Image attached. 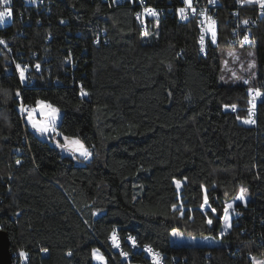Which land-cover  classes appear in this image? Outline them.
Returning a JSON list of instances; mask_svg holds the SVG:
<instances>
[{"label":"trees","instance_id":"16d2710c","mask_svg":"<svg viewBox=\"0 0 264 264\" xmlns=\"http://www.w3.org/2000/svg\"><path fill=\"white\" fill-rule=\"evenodd\" d=\"M145 1L165 15L143 24L138 0L116 7L51 0L49 12L16 3L14 22L3 31L23 66L42 65L41 73L27 70L35 83L22 85L0 54V228L13 253H29V264H93L97 247L111 264L114 228L159 249L166 264H250V255L264 257V96L255 124H245L250 86L221 81L220 48L233 45L238 2L215 0L217 39L204 55L197 18L175 13L181 0ZM240 15L256 22L253 86L264 92V15L259 19L251 6ZM145 29L153 35L142 37ZM17 90L25 105L40 99L61 108L59 131L79 136L93 158L78 165L41 139L19 109ZM232 104L237 113L225 109ZM176 180L184 183L181 191ZM241 187L249 202L239 203L238 220L221 236L223 208ZM174 230L219 242H178Z\"/></svg>","mask_w":264,"mask_h":264},{"label":"snow or ice","instance_id":"6c2138e0","mask_svg":"<svg viewBox=\"0 0 264 264\" xmlns=\"http://www.w3.org/2000/svg\"><path fill=\"white\" fill-rule=\"evenodd\" d=\"M210 2H214V0H210ZM237 2L246 3V4H258L260 9L262 10V14H264V0H237ZM10 3H11V0H0V5L4 6V10H0V23H3L6 18L12 16V9L10 7ZM140 3L143 4V0H140ZM182 3L184 4V7H180L175 10L179 14L181 19H187L189 16V11L191 12V14H195L197 12V9L193 6V0H182ZM143 12L147 14V16H150V17L158 18L159 16V12L155 8L145 7L143 9ZM199 14L200 16L204 17V20L201 21V23L202 25H205L202 27L201 35L199 37L200 50L203 52L206 35L210 34V39L213 44L216 42V39H217L216 21L207 15L206 10L201 11ZM136 15H137V19H140L141 14L137 13ZM63 22L64 21H61V23ZM243 23L248 24V21L245 20L243 21ZM151 35H153V33L149 32L147 29L141 32V36L144 38H147ZM244 42H248L247 35L244 36L242 46ZM0 43H4V41L0 39ZM249 55H252V53H249ZM250 67H254V62L252 65H250ZM35 68L39 69L40 65L39 64L35 65ZM16 71L19 74V79L21 83L26 84L29 79L28 76L26 75L27 66H21L20 64H17ZM237 79H239V77H237ZM244 83L250 84V81L245 80ZM247 94L251 97V99L249 100V107L247 109L249 118L245 119L243 122L246 124H254L255 120L252 119V117L255 114L257 98L264 96V92L261 91V88L248 87ZM15 95L18 98H20L21 97L20 91L17 90ZM88 95L89 93L84 90L83 86H81V90H80L81 98H85ZM35 104H36L35 107L26 106L23 103V99L21 98L19 107H20L21 112L26 114V119L31 124L32 128L35 129L36 132H38L41 135H47L51 137L54 140L57 147L61 148L62 150L66 152H69L73 158L78 159L81 162L89 161L91 158H93L94 152L85 146L83 140L79 136L69 137L59 131V126H60L59 122L63 120V112L61 108L57 107L56 105L52 103L47 102L46 100H40V99L36 100ZM224 107L225 109L231 108L233 112L237 110L236 104L224 105ZM37 112L39 113V116L41 117V119L39 120L36 119ZM237 119L239 120L240 117L237 116ZM56 137H61L63 142L61 143V140L56 139ZM175 184H176V187L179 188L181 186V181L176 180ZM247 191L248 190L246 188L241 187L239 190V195L235 199L239 201H244ZM234 203L235 201H233L232 203H226L223 208V212H224L223 221H224L226 228L231 227L230 213L235 211ZM207 205H208V195H207V192L205 191L204 203L201 204L200 207L203 209ZM173 208H177V206L173 205ZM177 210L181 211V213L183 214L184 210L182 207ZM99 212L100 210H97L93 212L92 215L97 216L99 215ZM211 212L215 213L216 209L211 208ZM207 224L212 225L213 220L208 219ZM172 235L179 236L180 233L174 230L172 232ZM222 235L223 233H221V236ZM126 239L128 241H131L133 247L136 246V240L134 237L129 235ZM109 240L111 241L112 247L116 249H119L121 247L120 237L118 235L117 229L115 228L112 229L111 234L109 235ZM145 250L151 253L153 264H161L162 257L159 252L154 251V249L150 245H145ZM43 251H47V249H44ZM68 255L70 256L72 255V253L69 252ZM119 255H121L122 257H127L129 253L121 250ZM91 257L93 260L100 262V264H107V258L100 252L98 248L92 249ZM17 258H18L19 264H28L29 253L25 251L24 249H19L17 251ZM253 264H264V260L254 261Z\"/></svg>","mask_w":264,"mask_h":264},{"label":"built area","instance_id":"2783aa9c","mask_svg":"<svg viewBox=\"0 0 264 264\" xmlns=\"http://www.w3.org/2000/svg\"><path fill=\"white\" fill-rule=\"evenodd\" d=\"M104 1H107L112 7H116L117 5L123 3L125 0H104ZM130 1L133 2V0H130ZM16 3H18V4L22 3L26 7H30V8H33V9H41L43 11L49 12V7L51 5V0H11L10 7L12 9V16L6 18L3 23H0V39H2L4 41V43H0V54H3V53L7 54L6 62L15 71H16V65L17 64H20L21 66H23V65L20 62V60H18L15 57V55L13 53V46L10 44V41L7 38L8 36H6L3 33V31L6 28H8V26L10 24H12L14 22V17H15L14 7H15ZM138 4L140 6L138 8V12L137 13L141 14L140 20L143 22V24H145V20L147 18H154V17L147 16V14H145L143 12V9L145 7H151V8L157 9V11L159 12V16L158 17H161V16L165 15V11L164 10L160 9L159 7H157L155 5L146 4L145 0H143V4H141L140 0H138ZM193 6L197 9V12L195 14H191V12L189 11V16H188L187 19L197 18L198 26H199V37L201 35L202 27L205 26V25H202V23H201V21L204 20V17L200 16V14H199L201 11H205L206 10L207 15L210 16L212 19H214L216 21V32H217L219 23H218V19H217L216 15L213 12V9L215 8V0H214V2H210V0H207V1H204V0H193ZM245 6H251L252 8H255L259 19H261L262 16L264 15V14H262V10L260 9L258 4H251L250 5V4H246V3H238V6L232 11V17H233L234 22H235V27L233 28L232 34L230 36V43L233 44V45L237 44V45L242 46V42H243L244 36L247 35L248 36V42H244L243 43L244 47L249 46V45H251L253 43L254 39L252 37V28L256 25L255 19L253 17H251V16L242 17L240 15V10L243 7H245ZM180 7H184V4L181 3L180 5H178L177 8H180ZM0 10H4V6L3 5H0ZM175 13L180 18L179 14L176 11H175ZM187 19H181V20H187ZM245 20L248 21V24H244L243 23V21H245ZM18 32L21 33V34L25 33L24 29H21V30L19 29ZM101 36H105V32H102V33L99 34V36H97L96 41H98V43L102 39ZM49 39H51V36H49L47 40H49ZM104 40H105V42H108L109 38L106 37V38H104ZM198 42H199V39H198ZM210 43H211V39H210V34H209V35H206V37H205L204 51L202 52L200 50L201 54L205 55V54L208 53V51L210 49ZM199 48H200V44H199ZM19 54H22V53L19 52ZM68 63H71L72 65H75V62H74L73 59L68 60ZM37 64L40 65L39 69L35 68V65H37ZM30 68H33V70L38 72V73L42 72V65L38 61H36L33 64V67H30L29 65L27 66V70L30 69ZM34 83H35V79L34 78H29L27 83L26 84H22V85H33ZM253 88H258V87H253ZM262 98H263V96L257 98L256 108H257L258 103L262 100ZM18 101L21 102V97L18 98ZM26 106H29V105H26ZM256 108H255V114L252 117V119H254L255 122H256V117H257ZM19 109H20V107H19ZM227 110L233 112L231 110V108H228ZM238 110H239V108L237 106V110L235 112H233V113H237ZM21 113H22L23 116H25V113H23V112H21ZM248 118H249L248 116L246 118H243L241 122H243L245 119H248ZM233 201H235V203H234L235 211L230 213V224H231V226L236 220H238V218L240 216V212L238 210L239 203H241V204L246 206L248 204V202H249V200L247 201V203L242 202V201H238V200H230L227 203H232ZM215 214H216V212H215ZM223 215H224V212L221 215V219L222 220H223ZM230 228L231 227H228V230H230ZM118 235L120 237V244H121V247L119 249H116V248L112 247L111 241L109 240L110 246H109V250L108 251L110 253V257H111V261H112L111 264H153L152 255H151V253H149V252H147L145 250V245H150L154 249V251L159 252L161 254V257H162L161 258V264H166L165 263L164 254L159 249L155 248L153 245H151V244H142V243H140L138 241V239H137V237L135 235H131L136 240V246L133 247L131 241H128L126 239L129 235H126L125 237H122L119 234V232H118ZM263 239H264L263 236H259V240L260 241H264ZM191 240L188 241V242H184L183 241V243H196V242L191 241ZM217 242H219L218 239H217ZM201 243H205V242H201ZM121 250L124 251V252H128L129 255L127 257H122L121 255H119ZM42 253L46 254L47 251H43ZM137 256H141L142 259L136 258ZM249 260H250V264H253V262L256 261V257L254 255H250V259ZM13 261H14L13 264H19V261H18V258H17V252L13 253ZM28 264H29V261H28Z\"/></svg>","mask_w":264,"mask_h":264},{"label":"rangeland","instance_id":"374dc122","mask_svg":"<svg viewBox=\"0 0 264 264\" xmlns=\"http://www.w3.org/2000/svg\"><path fill=\"white\" fill-rule=\"evenodd\" d=\"M249 53H252V55H249ZM220 54H221V62H222V73H221V81L224 83H244L245 80L250 81L249 85L250 87H255L253 86L257 82L258 78V62H257V51L256 47L251 45L249 47H242V46H234V45H226L222 46L220 48ZM254 62V67H250ZM235 74V75H233ZM239 77V79H237ZM245 84V83H244ZM36 106V105H35ZM34 106V107H35ZM33 107V106H30ZM25 119H26V114H25ZM36 119L39 120L41 117L39 116V113L37 112L36 114ZM26 122L28 124V127L33 130L34 132L35 129L32 128L31 124L28 122L26 119ZM60 123V122H59ZM41 139L46 140L50 142L52 145L56 146L54 140L47 136V135H41L38 132H36ZM56 139H60L61 143L63 142L61 137H56ZM57 147V146H56ZM60 151L61 154L71 156L72 155L69 152H66L62 150L61 148L57 147ZM76 164H83L85 161L81 162L78 159H75ZM183 181H181V186L178 188L179 191L182 190L183 188ZM239 195V193H238ZM237 195V196H238ZM250 199V196L246 193L245 195V200L242 202L247 203V201ZM236 200V199H233ZM239 201V200H238ZM207 207H209V204L203 208L205 210ZM223 231L222 233L225 234L228 231V228H226L224 222H223ZM178 232V231H176ZM180 233V232H178ZM173 239L178 242H188L194 241L196 243H201L205 242L208 243L209 245H213L217 242V239L211 236L207 237H190L186 236L184 234H181L179 236H173ZM219 240V239H218ZM98 248V247H97ZM100 252L107 258L105 252L102 250V248H98ZM264 260V257H259L256 258V261ZM93 264H100V262L93 260ZM107 264H110L107 260Z\"/></svg>","mask_w":264,"mask_h":264},{"label":"water","instance_id":"95a60500","mask_svg":"<svg viewBox=\"0 0 264 264\" xmlns=\"http://www.w3.org/2000/svg\"><path fill=\"white\" fill-rule=\"evenodd\" d=\"M8 232L0 228V264H13Z\"/></svg>","mask_w":264,"mask_h":264}]
</instances>
